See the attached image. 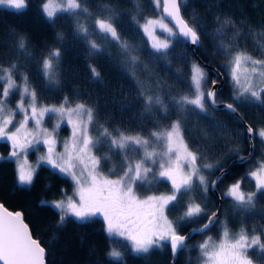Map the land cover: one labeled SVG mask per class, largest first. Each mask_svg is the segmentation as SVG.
<instances>
[{"label":"snow or ice","instance_id":"6c2138e0","mask_svg":"<svg viewBox=\"0 0 264 264\" xmlns=\"http://www.w3.org/2000/svg\"><path fill=\"white\" fill-rule=\"evenodd\" d=\"M153 3L157 9H162L158 18L141 17L143 23L135 16L132 19L156 53L167 55L170 48L168 38L177 35L198 44L200 36L197 30L181 15V0H153ZM0 6L19 12L26 9L27 0H0ZM89 7L86 0H61L59 6L53 0H41L40 5L41 12L50 20L57 12L67 14L69 24L73 26V36L87 45L89 55H99L103 51L101 46L91 38L89 28L80 22L81 17H92ZM91 7L96 8L98 13L93 25L96 34L118 42L135 65L138 58L131 54L132 46L121 41L117 32L113 17L119 13L103 2ZM165 17L170 18L169 23L174 27L165 22ZM157 29L166 33V37L158 36ZM217 31L222 34L223 30ZM58 39L63 37L58 36ZM18 46L21 50L25 49L23 37L19 38ZM218 54L227 61L236 89L233 99L264 104V58H254L245 50L223 43ZM60 55L59 49H53L40 61L38 78L43 79L49 90L52 86L58 87L61 82ZM20 69L17 63L0 65V140L10 142L11 157L19 159L22 154L25 156V162L20 163L16 170L19 186L33 183L36 169L27 164L26 154L28 149L39 144H43L47 151L39 157L36 167L40 163L47 164L71 179L73 193L68 195L62 190L60 198L51 204L59 214V223H64L67 217L84 221L100 216L106 235L117 247H120L117 241L122 240L132 253L147 255L154 248L167 244L175 255L187 247L190 239L180 234L178 225L194 218L199 221L203 217L199 221L201 226L192 229L205 237L195 246L197 264H254L252 255L256 253L259 254L260 264H264V228L247 229L241 226L233 233L228 222L220 220L217 211H209L206 205L196 202L205 201L209 187L215 188L217 183L215 180L210 183L205 172V169L211 170L217 165L205 163L202 150L189 145L183 124V118L189 111L203 113L206 102L212 106L217 103L216 81H211L210 86L205 88L208 81L202 66H191L186 85L188 94H173L169 99V93L163 91L162 82H155L162 94L144 93L142 85L144 100L141 102L145 105V119L152 128L142 125L132 131L101 123L103 117L86 100H70L65 96L58 105L38 103L36 88L30 86L28 75L22 74ZM91 72L93 77L99 78L100 73L95 67L91 68ZM16 93L19 98L10 107L9 97ZM226 108L237 113V106L233 103H228ZM18 114L21 118L17 121ZM49 114L57 120L51 131L44 126L45 117ZM62 123L70 126L71 136L62 142L63 150L57 151L56 132ZM246 133L250 140L259 137L264 142V126L248 125ZM102 145L107 146V152L97 154L103 151ZM110 162L112 167L106 174L102 164ZM248 176L255 182L254 191L245 192L241 188V180H237L222 192L221 198L230 197L236 211L251 215L258 202V194L264 198V162ZM154 180L165 182L168 190L141 198L137 189L152 186ZM184 197L188 199L183 201ZM177 209L182 211V215L175 221L169 219L166 210L175 212ZM261 218L264 219V213ZM217 226V235H208ZM123 255L116 247L108 252V257L116 261H122ZM0 264H45V249L33 237L23 213L10 211L2 203Z\"/></svg>","mask_w":264,"mask_h":264},{"label":"trees","instance_id":"16d2710c","mask_svg":"<svg viewBox=\"0 0 264 264\" xmlns=\"http://www.w3.org/2000/svg\"><path fill=\"white\" fill-rule=\"evenodd\" d=\"M86 2L90 6L92 17H81L80 22L89 28L91 38L101 46V54L89 55L87 45L73 36V26L69 24L70 17L67 14L57 12L50 20L41 12V0H27L26 9L19 12L0 6V65H20V72L28 75L30 86L36 88L40 104L58 105L65 96L70 100H86L103 117L101 123L127 131L137 130L142 125L151 129L152 125L145 119V105L141 102L144 100L141 86L143 85L144 93L162 94L155 84L160 81L164 86L163 91L169 93V99L173 94H188L186 85L191 66L199 63L188 43L178 35L170 37L167 55H160L151 48L147 37L139 30L132 17L140 19L159 16L160 10L155 7L153 0ZM102 2L119 13L113 17L117 32L121 41L132 46L131 54L138 58L135 65L127 58L129 54L124 52L118 42L112 41L110 37L105 39L103 34H96L93 25L98 13L91 5ZM181 15L195 27L200 36L198 44L193 47L196 57L217 69L223 77V83L216 92V100L237 106L236 116L225 108H211L206 102L205 112L189 111L183 118L185 138L189 145L202 150L205 163L217 165L211 170L205 169L210 182L232 158L247 154L248 138L239 119L257 128L264 126V110L263 120L259 122L256 119L259 115V103L233 99L236 92L227 80V61L218 54L223 43L245 50L254 58H264V0H181ZM225 21L231 23L224 24ZM140 22L143 23V20L140 19ZM221 28L222 34L217 31ZM58 36L63 39H58ZM20 37L25 40L23 50L18 46ZM53 49H59L61 53V82L58 87L52 86L49 90L43 79L38 78V72L40 61ZM92 67L100 73L99 78L93 77ZM203 68L208 81L205 87H208L211 81L217 79L216 74L213 70ZM177 77L180 79L177 80ZM15 97L10 96L9 100L13 101ZM252 141L256 147L258 141L255 138ZM8 152L9 146L0 140V201L8 209L23 213L33 237L45 249L46 264H197L195 240L199 238V241L204 237L199 233H188L190 239L187 247L179 250L176 258L171 261L167 244L154 248L147 255L132 253L122 240L117 241L120 245L117 247L106 235L100 216L84 221L67 217L64 223H59V214L51 204L60 198L62 190L68 195L72 194L74 185L71 179L49 165L40 163L35 168L33 183L30 186H19L15 161ZM97 153L100 154L99 151ZM260 157L262 156L253 151L251 155H246L243 162L232 163L216 183L215 188L220 198L218 215L222 222H228L233 233L241 226L247 229L264 228V219L261 218L264 213V198L259 194L251 215L236 211L231 198H221L222 192L237 180H241V188L245 192L255 190L248 173L254 169ZM110 164H102V170L106 174L109 167H112ZM167 190L165 182L154 180L152 186L145 185L138 188L137 192L140 196H145ZM192 195L195 196L196 193ZM206 197L205 201L196 202L213 211L217 205V197L210 188ZM187 199L188 197H184L183 201ZM181 214L179 209L175 212L166 210V215L171 220H176ZM203 219L200 217L199 221ZM199 221L194 218L192 221L181 222L178 231L180 234L185 233L191 226L200 225ZM212 231L215 232V228L208 233ZM114 247L124 253L122 261L108 257L109 250ZM252 258H256V254Z\"/></svg>","mask_w":264,"mask_h":264},{"label":"rangeland","instance_id":"374dc122","mask_svg":"<svg viewBox=\"0 0 264 264\" xmlns=\"http://www.w3.org/2000/svg\"><path fill=\"white\" fill-rule=\"evenodd\" d=\"M53 3L56 4L57 6H59L61 4V0H53ZM160 16V15H159ZM159 16L157 17H154V18H158ZM166 23H168L166 20H165ZM170 26V25H169ZM171 27V26H170ZM157 35L160 36L161 38H164L166 37V33H162L159 29H157ZM170 40V37L168 38ZM150 43V42H149ZM151 45V44H150ZM226 76H227V80L228 82H230V86H232L236 92V89L233 85V82L231 81V78H230V74H229V68L227 69V72H226ZM206 89L208 87H205ZM15 99H13V101H11L10 103V107L12 105H14L18 98H19V94L16 93L15 94ZM217 101V100H216ZM51 117V118H50ZM21 118V116L18 114L16 116V120L18 121L19 119ZM57 123V120L54 116H52V114H49L48 116L45 117V120H44V126L47 127L49 129V131L52 130V128L55 126V124ZM31 122L29 124V127H31ZM71 136V128L70 126H68L66 123H62L61 124V127L57 130L56 132V139L58 141L57 143V151H62L63 150V145H62V142L69 139ZM6 142V144L9 146V156H10V152H11V145H10V142L6 141V140H3ZM102 148V152H99L100 154H104L107 152V146L106 145H102L100 146ZM47 151V149L45 148V146L43 144H39V145H35L33 148H30L28 149L27 151V154H26V162L27 164L31 165L32 167L36 168V165L37 163L39 162V157L43 154H45ZM98 154V153H97ZM13 160H15V167H16V170L19 166L20 163H24L25 162V156L22 154L21 157L19 159L17 158H14V157H11ZM261 162H264V154H263V158L261 159ZM261 162H257L255 163V167L253 170H255V168L261 163ZM111 163V162H110ZM44 164V163H43ZM47 165V164H46ZM110 166H112L110 164ZM110 168V167H109ZM255 183V182H254ZM73 190H74V187H73ZM73 190H72V193H73ZM147 196V195H145ZM145 196H141V198L145 197ZM53 203V202H52ZM182 215V214H181ZM102 218V217H101ZM103 220V218H102ZM175 221V220H174ZM104 222V221H103ZM198 226V225H197ZM104 227H105V224H104ZM192 227V226H191ZM218 231V226L217 228H215V232ZM214 231L208 233V235H212L213 237H215ZM186 233V232H185ZM217 234V233H216ZM205 237L201 238L199 241L198 239L195 240L196 242V245H198L200 242H202V240L204 239Z\"/></svg>","mask_w":264,"mask_h":264},{"label":"water","instance_id":"95a60500","mask_svg":"<svg viewBox=\"0 0 264 264\" xmlns=\"http://www.w3.org/2000/svg\"><path fill=\"white\" fill-rule=\"evenodd\" d=\"M159 10H160V15H161V14H162V9H159ZM165 20L169 23L170 18L165 17ZM169 25H170L171 27H174V25H173L172 23H169ZM178 36H179V35H178ZM179 37H181L183 40H185V41L188 43V46H189L190 50L192 51V54H193L194 58L196 59V61H197L201 66L205 67V68L208 69V70H213V71H214V73L216 74V78H217L216 80H214V81H216V84H215V86H214V90L217 92L218 89H219V87H220V86L222 85V83H223V77H222L221 73H220L217 69H215L214 67H212L211 65L206 64V63L200 61V60L196 57L195 53L193 52V47H194L195 45H197V44H192L189 40L185 39V38L182 37V36H179ZM209 86H210V85H209ZM209 86H208V87H209ZM207 103H208V105H209L211 108H214V109H219V108H225V109H227V108H226V105L228 104L227 102H224V101H217V103H216L215 106H212V105L210 104V102H207ZM227 110H228V109H227ZM229 111H230V110H229ZM234 114H237V113H234ZM242 123H243V125H244L245 130H246V127L248 126V124H247L244 120H242ZM247 136H248V134H247ZM248 139H249V137H248ZM249 140H250V139H249ZM249 146L251 147V141H250V143H249ZM245 158H246V155H238V156H235L234 158H232V159L230 160V162L228 163L227 166L221 168V169L219 170V172H217V173L214 175V177L211 179L210 183H211L212 181H214V180H215V181H218V180H217V177L221 178L222 175H223V173H224V172L227 170V168L229 167V165H231L232 163H236V162H243V161L245 160ZM209 188H210V190H211L212 192H214V194H215L216 197H217V205H216V207L214 208L213 211H217V212H219L220 198H219V196H218V193H217V191H216V188H212V187H209ZM0 203H2V202L0 201ZM5 208H7V207L5 206ZM7 209H8V208H7ZM8 210L13 211V212H15V211H20V210H11V209H8ZM20 212H21V211H20ZM200 226H201V224L198 225V226H192V227H190V228L187 230L186 233H182L181 235H185V236H187L188 233H194V232L192 231V229H193V228L200 227ZM35 239H37V238H35ZM37 240H38V239H37ZM167 247H168L169 252H170V255H171V261H173V260L176 258L177 253H176L175 255H173L172 252H171L170 246L167 245ZM45 264H46V263H45ZM169 264H171V262H170Z\"/></svg>","mask_w":264,"mask_h":264},{"label":"flooded vegetation","instance_id":"af4514ba","mask_svg":"<svg viewBox=\"0 0 264 264\" xmlns=\"http://www.w3.org/2000/svg\"><path fill=\"white\" fill-rule=\"evenodd\" d=\"M264 105L262 106L261 104L258 106V109H259V115L258 116H256V119L259 121V122H261L263 119H262V111L264 110ZM234 114V113H233ZM234 115H236L237 116V114H234ZM240 120V122H241V124L243 125V123H242V120L243 119H239ZM243 128H244V125H243ZM244 130H245V128H244ZM245 133H246V130H245ZM246 136H247V133H246ZM247 138H248V136H247ZM255 139L258 141V143H257V146L256 147H254V144H253V141H252V139L251 140H249L248 139V148H247V154H243V155H251V153L254 151L256 154H258L259 156H262V157H260V159H257V162H261V159L263 158V154H264V142H262L261 140H260V138L259 137H255ZM250 141H251V147L249 146V143H250ZM246 159V158H245ZM15 161V160H14ZM256 162V163H257ZM236 163H238V162H236ZM226 172V171H225ZM224 172V173H225ZM254 182V181H253ZM230 198V197H229ZM258 253H256V258H254L253 260H254V264H260V261L258 260Z\"/></svg>","mask_w":264,"mask_h":264}]
</instances>
